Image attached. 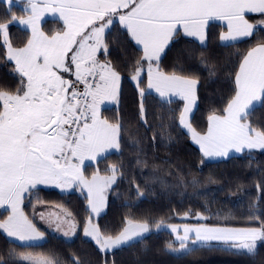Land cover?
Returning <instances> with one entry per match:
<instances>
[{
	"label": "snow or ice",
	"instance_id": "snow-or-ice-1",
	"mask_svg": "<svg viewBox=\"0 0 264 264\" xmlns=\"http://www.w3.org/2000/svg\"><path fill=\"white\" fill-rule=\"evenodd\" d=\"M13 2L6 0L10 19L0 21L7 59L15 62L20 77L14 92L0 91V207L9 212L0 220V230L8 237L22 242L44 237L21 208L25 193L39 184H81L88 190L91 212L100 214L103 193L115 183L117 169H109L111 176L97 173L89 180L82 168L86 160H96L109 149L120 148L122 125L99 115L100 104L117 100L119 94V72L107 59H99V55L109 54L106 35L116 21L142 51L131 79L139 82L146 63L148 89H154L161 98L174 95L186 102L179 122L189 130L204 156H227L231 149H264V130L245 122L257 105L264 106V43L242 58L235 73L234 96L224 115L208 117L203 135L187 119L196 100L198 80L176 72L169 74L159 67L162 54L180 28L201 45L206 44L210 21L224 22L227 31L220 34L221 42L252 36L257 25L249 23L246 16L256 13L264 17V0H15L28 14L26 19L10 14ZM45 11L59 14L64 25L61 31L51 35L41 31L39 21ZM12 23L31 27V38L24 47L14 48L9 42ZM258 24L264 25V19ZM144 94L141 89L142 98ZM143 112L142 102V118ZM125 224L113 236L101 234L89 220L84 235L105 251L130 246L150 231L147 221L126 219ZM164 226L163 221L155 225L157 229ZM168 227L176 234L179 247L169 242L166 250L179 258L213 242L248 256H255L258 247L264 245V222L247 228L185 226L182 235L176 226ZM72 228L74 231V224ZM68 235L65 231L64 236ZM19 259L25 264H55L50 258L31 255ZM0 264L5 262L0 259ZM73 264L79 261L74 259Z\"/></svg>",
	"mask_w": 264,
	"mask_h": 264
},
{
	"label": "trees",
	"instance_id": "trees-1",
	"mask_svg": "<svg viewBox=\"0 0 264 264\" xmlns=\"http://www.w3.org/2000/svg\"><path fill=\"white\" fill-rule=\"evenodd\" d=\"M8 4L0 3V21L10 19ZM10 14L18 18L28 15L18 3L11 5ZM247 19L257 25L254 34L239 40L222 43V26L211 22L207 28L205 45L177 35L161 56L160 70L176 72L198 80L196 105L191 121L204 130L209 114L224 112L235 94V73L246 53L264 43V17L249 14ZM64 25L57 18H46L40 29L48 35L61 31ZM9 42L22 47L30 31L17 23L8 28ZM106 39L109 44L107 59L119 72L118 103L104 106L101 115L111 123L122 125L120 148L105 154L95 163L85 165V174L107 173L117 169L116 180L107 190L104 212L92 218L104 235H115L126 219L157 222L219 224L226 226L259 227L264 222V149H250L224 159L210 160L191 142L179 125L182 109L180 99H163L145 89V71L139 82H134L135 62L142 51L127 36L116 21ZM145 63L144 68L146 69ZM20 84L15 65L7 59L0 36V91L14 92ZM144 89L142 98L140 90ZM144 112L141 116V103ZM248 123L264 130V106L257 105L247 117ZM24 208L30 213V201L24 197ZM36 198L44 203L64 207L76 221L79 230L90 216L87 195L77 191L62 192L56 188L38 187ZM7 211L0 207V220ZM189 214L190 217H185ZM200 214L201 217H194ZM258 217V219L256 218ZM47 238L39 242H20L0 230V259L5 264H25L21 253L42 255L55 264H264V245L255 256L225 250L212 244L179 258L166 250L171 232L150 230L141 240L112 251H101L96 242L80 231L66 239L47 230Z\"/></svg>",
	"mask_w": 264,
	"mask_h": 264
},
{
	"label": "rangeland",
	"instance_id": "rangeland-1",
	"mask_svg": "<svg viewBox=\"0 0 264 264\" xmlns=\"http://www.w3.org/2000/svg\"><path fill=\"white\" fill-rule=\"evenodd\" d=\"M5 2H6V0H5ZM13 3H16L15 2V0H14V2ZM25 17V16H24ZM22 18V17H21ZM27 17H25V18H23V19H26ZM46 19V18H45ZM43 21V20H42ZM17 24H19L20 26H22V27H24V28H26L25 26L26 25H23V24H20V23H17ZM27 27H29V29H31V27L30 26H27ZM26 29H28V28H26ZM28 29V30H29ZM30 31V30H29ZM42 31V30H41ZM30 34H31V32H30ZM3 36H1V38H2ZM30 37V36H29ZM28 40H29V38H28ZM27 40V41H28ZM2 42H3V44H4V46H5V43H4V39L2 38ZM27 43V42H26ZM25 43V44H26ZM24 44V45H25ZM23 45V46H24ZM258 45V44H257ZM257 45H255V46H257ZM254 46V47H255ZM252 49V48H251ZM250 49V50H251ZM6 50V49H5ZM6 54H7V52H6ZM247 54V53H246ZM132 75H134V74H132ZM132 75H131V77H132ZM65 76H66V78H72V79H74V77H69L67 74H65ZM132 81H134V80H132ZM134 82H137V81H134ZM120 86V85H119ZM79 87H81V86H79ZM155 91L154 89H151L150 90V92H153V91ZM157 95V94H156ZM158 96V95H157ZM174 96V95H173ZM173 96H170L171 98L173 97ZM173 98H177V99H179L180 97H178V96H174ZM180 100H181V102H182V109H181V111L183 110V108H184V106H185V101L184 100H182L181 98H180ZM118 103V98H117V100H115V101H112V100H106V101H104L103 103H101L100 104V106H99V115H100V118L101 119H104L103 117H102V115H101V109L104 107V106H111V105H116ZM195 105H196V100H195V103L192 105V108H191V111L188 113V116H187V119H188V122L191 124V126H192V128L193 129H195V131L196 132H198V133H200L201 135H203V134H205L206 132H207V128H208V117L210 116V115H213V114H216V115H224V112L222 113V114H220V113H212V114H209L208 116H207V118H206V127H205V129L204 130H199L198 128H196V126L193 124V122L191 121V115H192V113H193V110H194V108H195ZM181 113V112H180ZM178 122H179V118H178ZM246 123H248V121L246 120L245 121ZM115 124V123H114ZM179 125H180V128L186 133V134H188L189 135V138H190V140H191V142L193 143V145L196 147V148H198L199 149V151L203 154V152H202V150H201V148H200V145L199 144H197L193 139H192V136H191V133L189 132V130L187 129V128H185V127H183L181 124H180V122H179ZM253 149H260V148H253ZM115 150H117V149H109L107 152H105V153H103V154H101L100 156H98L97 157V159L96 160H91V161H85V164H84V166H83V168H82V171H83V175H84V177L85 178H87V179H91L92 178V176L93 175H95V174H99L100 176H104V177H108V176H111L113 173L111 172V171H109V172H107V173H100V172H93L91 175H86L85 174V165H87V164H89V163H95L99 158H101L102 156H104L105 154H108V153H110V152H112V151H115ZM246 150H250V149H248V148H245V149H243L241 152H236L234 149H231V150H229V153H228V155L227 156H212V157H206V156H204V154H203V156L206 158V159H210V160H218V159H224V158H227L228 156H230V155H234V154H240V153H242L243 151H246ZM112 168V167H111ZM116 175V174H115ZM38 187H45V188H56V189H58V190H60V191H62V192H70V191H77V192H79L80 194H82V193H84V194H86L87 195V198H88V196H89V194H88V190H87V188H85L83 185H81V184H71V185H67V186H63V187H58V186H56L55 184H52V183H48V184H39V185H37L36 186V188H38ZM36 188H34V189H32L30 192H28V193H25V196H28V200L30 201V213L29 214H27L26 213V211H25V208H24V204L27 202L26 201V199L24 198L23 199V203L21 204V208H22V210H23V212H24V214L28 217V219L29 220H31L32 221V223L35 225V227L37 228V230L38 231H40V232H43L44 233V237L42 238V239H36V240H32V241H27V242H39V241H42V240H44L45 238H47V234L45 233L47 230H49V231H51L52 233H55L56 235H58V236H61V237H63V238H66V239H71V238H73L74 236H76L77 235V233L80 231V233L83 235V236H85L84 235V228L88 225V222H89V220L91 221V224L92 225H95L96 226V224L93 222V220H92V218H95L97 215L95 214V213H92L91 212V209H90V205H89V199H87V204H88V208H89V212H90V216H89V218L87 219V221H86V223H85V225L79 230V228H78V226H77V224H76V221L72 218V216H71V214L68 212V210H66L64 207H61V206H59V205H57V204H47V203H44V202H42L41 200H39V199H36V198H29L30 196H33V195H35V189ZM109 188V187H108ZM108 188H106L105 189V191H104V193H103V195H104V205H103V207H102V210H101V212L100 213H102V212H104V210L106 209V203H107V190H108ZM24 196V197H25ZM1 208H3V207H1ZM3 209H5V208H3ZM9 214V212L7 211V214H6V216L4 217V219L7 217V215ZM185 217H190L189 216V214H185L184 215ZM194 217H201V215L200 214H195L194 215ZM134 221H137V220H134ZM138 222H141V221H138ZM75 225V230L73 231V228H72V225ZM59 225V226H58ZM156 225V224H155ZM155 225L154 226H150V230H160V229H165V230H168V231H170L171 232V234H172V236H171V242L173 243V247H179V243L175 240V236H176V234L175 233H172V231H171V228L170 227H168L169 225H174V226H176L177 227V229H178V232H179V234H183V228L185 227V226H189V227H199V226H201V225H203V226H207V227H228V228H247V227H241V226H226V225H219V224H205V223H200V224H193V223H167V222H164V227L163 228H160V229H157L156 227H155ZM126 226V224H124V226H123V228ZM122 228V229H123ZM121 229V230H122ZM120 230V231H121ZM65 231H67L68 233H69V235L67 236V237H65L64 236V232ZM119 231V232H120ZM118 232V233H119ZM117 233V234H118ZM149 233V232H148ZM148 233H146V234H148ZM102 234V233H101ZM117 234H115V235H117ZM145 234V235H146ZM115 235H113V236H115ZM144 235V236H145ZM88 238H91V237H88ZM13 239H15V240H18V239H16V238H13ZM92 239V238H91ZM19 241V240H18ZM20 242H22V241H20ZM212 244H219V243H216V242H213ZM99 246V245H98ZM116 248H118V247H116ZM116 248H112V249H109L108 251H112V250H114V249H116ZM21 255H31V256H33V257H36V258H48V257H45V256H42V255H36V254H31V253H21V254H19V257L21 256Z\"/></svg>",
	"mask_w": 264,
	"mask_h": 264
},
{
	"label": "crops",
	"instance_id": "crops-1",
	"mask_svg": "<svg viewBox=\"0 0 264 264\" xmlns=\"http://www.w3.org/2000/svg\"><path fill=\"white\" fill-rule=\"evenodd\" d=\"M252 14H256V13H252ZM249 15V14H248ZM25 17H27V15L25 16ZM25 17H22V18H25ZM45 18H57V19H59V20H61L62 21V19H60V17H59V14L58 13H52L51 11H45V12H43L42 14H41V19H40V21H39V27H40V24H41V22H42V20H44ZM246 19H247V16H246ZM249 21V20H248ZM63 22V21H62ZM118 22V21H117ZM211 22H217V23H219L221 26H222V30H221V32H220V34L222 33V32H226L227 31V29H226V27L224 26V22L223 21H210L209 23H211ZM249 23H250V21H249ZM26 28H28L29 29V27H27V26H25ZM30 30V32H31V29H29ZM206 32H207V29H206ZM220 34H219V36H220ZM177 35H183V36H185L184 35V33H183V29L182 28H180L179 29V33L177 34ZM177 35H175V36H177ZM174 36V37H175ZM186 37H188V36H186ZM3 38V37H2ZM31 38V34H30V37H29V39ZM189 38H192V39H194V40H196V41H198L195 37H189ZM241 38H244V37H239V38H237L236 40H239V39H241ZM236 40H234V41H236ZM219 41H220V39H219ZM199 42V41H198ZM221 42V41H220ZM229 42H233V41H229ZM229 42H222V43H229ZM135 43V42H134ZM26 45V44H25ZM24 45V46H25ZM24 46H22V47H24ZM139 47V46H138ZM14 48H16V47H14ZM18 48H20V47H18ZM5 49H6V52H7V46L5 45ZM101 61H104L105 59H102V58H99ZM13 63H14V65H15V62L14 61H12ZM145 76H146V78H145V89L147 90V91H150V89H148V87H147V84H148V76H147V66H146V69H145ZM153 91V90H152ZM153 93H155V94H157L158 96H159V94L157 93V92H155V91H153ZM160 97V96H159ZM174 97V96H173ZM172 97V98H173ZM163 99H171V97L170 98H163ZM180 99V98H179Z\"/></svg>",
	"mask_w": 264,
	"mask_h": 264
},
{
	"label": "built area",
	"instance_id": "built-area-1",
	"mask_svg": "<svg viewBox=\"0 0 264 264\" xmlns=\"http://www.w3.org/2000/svg\"><path fill=\"white\" fill-rule=\"evenodd\" d=\"M80 86H81L80 88H81V90H82V89H83V85H80Z\"/></svg>",
	"mask_w": 264,
	"mask_h": 264
}]
</instances>
